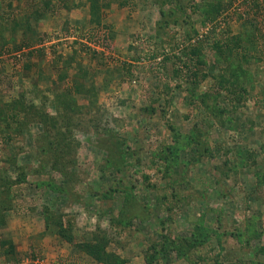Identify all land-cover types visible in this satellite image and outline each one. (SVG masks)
Returning a JSON list of instances; mask_svg holds the SVG:
<instances>
[{"label":"rangeland","instance_id":"1","mask_svg":"<svg viewBox=\"0 0 264 264\" xmlns=\"http://www.w3.org/2000/svg\"><path fill=\"white\" fill-rule=\"evenodd\" d=\"M100 3L0 0L12 264H264V0Z\"/></svg>","mask_w":264,"mask_h":264},{"label":"trees","instance_id":"2","mask_svg":"<svg viewBox=\"0 0 264 264\" xmlns=\"http://www.w3.org/2000/svg\"><path fill=\"white\" fill-rule=\"evenodd\" d=\"M100 1L102 0H89L90 6H91V11H90V23L91 24H96V26H100V20L102 19V13L100 12V9H98L100 6ZM219 50H222L220 46H218ZM223 79V78H222ZM221 80V82H224V80ZM77 93V92H76ZM78 94H87L86 92L83 93H78ZM22 111V109H19ZM16 112H20V111ZM5 110L0 107V119L6 120L5 117ZM21 115V114H20ZM65 119V118H64ZM45 127L47 128L48 126H51L54 128L57 126L58 119L56 118H45L44 119ZM69 125V119H65ZM68 128V127H67ZM0 170H5L4 168H1ZM11 191L12 189L7 188V186L3 183V181L0 179V228L4 227L6 224V215L7 213L11 210ZM9 198V199H8ZM48 224V223H47ZM62 227H60L61 232H59V236L66 242L72 243L74 242V236L70 235L69 238L65 236L66 233V228L64 227V224L62 222L61 224ZM63 230V231H62ZM101 236L95 235L93 236V241L92 242H81L77 243L75 246L79 249L91 256L93 259L105 263V264H123L124 260H120L119 257L116 255L109 253L107 251V247L109 243L104 244V240L100 239ZM0 249H1V254L3 257H7L9 260L12 262H15L16 259V247L12 240H1L0 241Z\"/></svg>","mask_w":264,"mask_h":264},{"label":"crops","instance_id":"3","mask_svg":"<svg viewBox=\"0 0 264 264\" xmlns=\"http://www.w3.org/2000/svg\"><path fill=\"white\" fill-rule=\"evenodd\" d=\"M44 20V19H43ZM88 20V19H87ZM35 25H38V27H39V29L40 30H42L43 28H46L47 27V25H48V20L47 21H43L42 23H41V20H37L36 21V23H35ZM6 220H7V218H6ZM7 224V223H6ZM63 241V240H62ZM68 243V242H67ZM78 243H81V242H78ZM68 245H70V246H73V245H71L70 243H68ZM15 247H16V245H15ZM1 248V247H0ZM22 249H24V251L26 252V254L28 253V250H27V248H22ZM73 249H74V251L75 252H78L79 254H81V257H82V254L83 255H85L86 257H88V258H90V259H92L93 261H95L96 263H98L99 261H97V260H95V259H93L91 256H89L88 254H86L85 252H83L82 250H79L76 246H74L73 247ZM19 250H18V248L16 247V258L18 257V254L19 253H21L20 251L18 252ZM107 251H109V253H111L112 251H110L109 249H108V247H107ZM112 254H114V255H116L117 257H118V255L117 254H115V252L114 253H112ZM85 256H83L84 258H85ZM0 257H3V255L1 254V249H0ZM6 261H11V260H9L6 256L5 257H3ZM119 258H120V260H124L120 255H119ZM87 259V258H86ZM16 261H17V259H16ZM9 264H12V261H11V263L10 262H8ZM27 263H28V261H27ZM100 263V262H99ZM98 263V264H99ZM100 264H105V263H100ZM123 264H127L126 262H125V260H124V262H123Z\"/></svg>","mask_w":264,"mask_h":264}]
</instances>
